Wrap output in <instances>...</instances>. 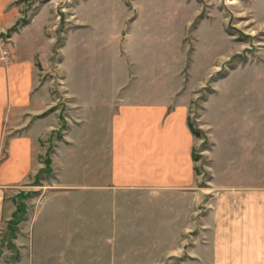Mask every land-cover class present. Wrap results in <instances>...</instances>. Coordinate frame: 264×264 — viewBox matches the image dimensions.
Returning <instances> with one entry per match:
<instances>
[{"label": "rangeland", "instance_id": "obj_1", "mask_svg": "<svg viewBox=\"0 0 264 264\" xmlns=\"http://www.w3.org/2000/svg\"><path fill=\"white\" fill-rule=\"evenodd\" d=\"M48 1L53 14L47 33L52 31L55 45L42 76L52 79L58 127L41 140L38 172L6 191L0 264H119L160 254L155 250L166 246L112 242L117 190L109 179L108 145L103 157L97 140L74 148L62 143L72 123L66 117L82 119L65 101L67 76L73 89L86 95L97 93L92 81L99 76L125 80L128 74L150 76L152 71L155 82L171 92L192 89L201 216L219 189L264 186V179L257 178L262 172L256 157L238 164L239 173L226 178L224 164L214 162L212 138L215 124L218 129L231 125L240 147L243 137L252 142L263 135L252 126L262 125L264 112V0H19V17L26 19ZM0 40L9 56L10 32ZM183 77L184 87L179 83ZM158 85L157 91L165 93ZM193 243L170 245L175 251L163 254L158 264H190L187 246ZM199 262L208 264L203 258Z\"/></svg>", "mask_w": 264, "mask_h": 264}, {"label": "crops", "instance_id": "obj_2", "mask_svg": "<svg viewBox=\"0 0 264 264\" xmlns=\"http://www.w3.org/2000/svg\"><path fill=\"white\" fill-rule=\"evenodd\" d=\"M18 1L0 0V35H11L9 56L0 57L1 219L7 189L38 172L41 140L58 127L52 79L42 76L54 54L55 37L47 33L53 5L43 2L21 19ZM110 81L105 76L93 79L98 91L86 95L65 78V101L82 119L66 117L72 123L62 143L74 148L97 140L103 157L108 145L109 179L117 190L114 244L166 245L155 250L162 254L119 264H158L175 251L170 245L185 246L189 240L194 242L187 246L190 264L202 258L208 264H264V186L219 189L207 213L200 215L201 178L194 159L200 140L190 126L192 89L171 92L163 82H155L153 71L150 76L128 74L125 80L118 76ZM132 83L139 86L128 87ZM179 83L184 85V77ZM158 84L165 93L157 91ZM260 116L262 125L259 121L252 128L263 135L252 142L243 137L242 147L235 143L231 125H214V162L224 164L226 178L239 173L238 164L256 157L258 173L262 172L257 178L264 179V112ZM203 237L207 242L200 243Z\"/></svg>", "mask_w": 264, "mask_h": 264}, {"label": "built area", "instance_id": "obj_3", "mask_svg": "<svg viewBox=\"0 0 264 264\" xmlns=\"http://www.w3.org/2000/svg\"><path fill=\"white\" fill-rule=\"evenodd\" d=\"M1 41V40H0ZM0 51L3 53V58L6 57L8 55V50H6L5 45H3L2 42H0Z\"/></svg>", "mask_w": 264, "mask_h": 264}, {"label": "trees", "instance_id": "obj_4", "mask_svg": "<svg viewBox=\"0 0 264 264\" xmlns=\"http://www.w3.org/2000/svg\"><path fill=\"white\" fill-rule=\"evenodd\" d=\"M190 126H191V124H190ZM191 129H192L193 133L198 136L199 132L197 130L193 129L192 126H191ZM197 158H198L197 155H194V159L197 160Z\"/></svg>", "mask_w": 264, "mask_h": 264}]
</instances>
